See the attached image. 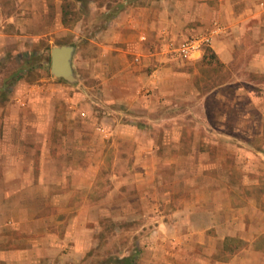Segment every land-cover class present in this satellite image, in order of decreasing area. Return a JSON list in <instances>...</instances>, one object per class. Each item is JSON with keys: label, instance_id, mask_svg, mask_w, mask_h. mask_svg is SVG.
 Instances as JSON below:
<instances>
[{"label": "rangeland", "instance_id": "374dc122", "mask_svg": "<svg viewBox=\"0 0 264 264\" xmlns=\"http://www.w3.org/2000/svg\"><path fill=\"white\" fill-rule=\"evenodd\" d=\"M120 2L0 0V187L5 172L16 169L4 167L3 160L22 154L26 160L38 159L49 146L55 160L69 159L66 167L39 164L22 171L31 169L35 176V184L25 182L27 187L36 186L44 174H66L67 182L57 184L58 196L68 189L83 196L56 200L58 205L82 206L83 215L57 209L52 216L54 208L46 206L50 216L40 220L54 232L68 225H77L83 234L88 230L91 245L83 264H120L130 254L136 256L134 264H152L161 226L178 222L170 215L177 206L170 198L195 169L190 160L199 141L219 147L210 153H218L222 164L234 157L227 150L236 145H264V7L231 34L230 28L218 35L229 42L226 51L212 44L203 57L187 61L168 50L167 63L183 72L184 79L164 87L160 80L166 77V60L121 72L107 68L112 57L104 55L100 39L113 29ZM63 7L72 18L70 25L59 19ZM124 20L128 29V18ZM68 43L77 48L73 63L80 80L75 84L51 72V49ZM82 50L86 59L79 57ZM39 128L46 131L40 134ZM210 153H201V162ZM257 156L264 164L263 155ZM81 172L89 177L78 183ZM39 186L44 193L45 185ZM113 189L117 191L111 193ZM8 212L13 213L9 205ZM10 214L6 217L12 219Z\"/></svg>", "mask_w": 264, "mask_h": 264}, {"label": "crops", "instance_id": "0c3cea01", "mask_svg": "<svg viewBox=\"0 0 264 264\" xmlns=\"http://www.w3.org/2000/svg\"><path fill=\"white\" fill-rule=\"evenodd\" d=\"M119 5L120 15L118 13L112 18L113 29L100 39L104 55L112 57L109 62L112 67L107 68L121 72L135 69L137 65L143 69L156 61L166 60L162 67L166 77H162L160 83L169 87L171 83L179 85L184 76L173 64L167 63L168 42L207 33L215 24L224 28L223 34L231 28V34L240 22L259 14L264 0H123ZM126 18L129 30L122 25L126 23ZM59 19L63 22L62 15ZM3 20L0 4V23ZM212 44L222 52L227 50L229 42L221 41L217 35ZM74 46L75 55L77 48ZM79 57L86 59L84 50ZM74 70L76 72L75 67ZM81 113L87 116L86 112ZM242 117L248 118L245 114ZM99 130L106 132L104 127H99ZM38 131L44 133L46 130L39 128ZM48 150L51 151V146L49 149L42 148L38 159L29 157L26 160L27 156L22 154L14 161L3 160L4 167L11 164L16 169L13 173L5 172L0 187V218L5 217L0 221V264H83L82 261L86 260L85 250L91 245L88 230L83 234L82 229L76 228L77 225L74 228L68 225L65 230H61L62 227L54 232L40 224L41 215L48 214L46 206L54 208L52 216L57 209L58 213L74 214L77 210L80 211L78 215L84 213L82 206L78 209L77 206L68 207L67 201H61L62 205L56 202L58 197L62 200L72 195L73 199L83 197L74 194L71 189L58 196L57 184L67 182L66 174L54 177L44 174L40 180L37 179L35 186L32 184H35V176L31 169L28 174L23 173L22 167L27 166L34 168L39 164L48 166L55 163L66 167L70 164L69 159L62 162L55 160ZM219 150V147H211L202 141L192 147L194 154L190 161L195 169L192 174L184 176L186 185L180 188L179 194L173 198L169 196L177 203L176 210H171L170 215L176 216L178 222L163 223L162 238L157 240L160 242L158 252L150 263L264 264V164L257 156L264 157V145L259 147L249 142L246 147L236 145V149L227 150L234 153V157L223 164L219 162L218 153H210ZM205 152L210 155L203 163L200 156ZM249 152L254 156L250 157ZM186 155L190 156V153ZM176 166L181 167L179 159ZM88 177L89 174L81 172L79 181L75 180L78 176L74 181L82 183ZM25 182H32V186L27 187ZM40 183L45 185L44 193H41ZM115 191L113 189L111 193ZM30 198L36 202L28 201ZM8 205L13 211L11 214ZM7 214L14 217L9 219ZM152 245H156V241Z\"/></svg>", "mask_w": 264, "mask_h": 264}, {"label": "built area", "instance_id": "2783aa9c", "mask_svg": "<svg viewBox=\"0 0 264 264\" xmlns=\"http://www.w3.org/2000/svg\"><path fill=\"white\" fill-rule=\"evenodd\" d=\"M223 32L224 28L219 24H215L207 33L188 37L180 41L172 40L168 42V50L184 60H193L200 57L206 48L212 45L214 36Z\"/></svg>", "mask_w": 264, "mask_h": 264}, {"label": "water", "instance_id": "95a60500", "mask_svg": "<svg viewBox=\"0 0 264 264\" xmlns=\"http://www.w3.org/2000/svg\"><path fill=\"white\" fill-rule=\"evenodd\" d=\"M74 44L56 45L51 49V72L70 83L78 81L73 67Z\"/></svg>", "mask_w": 264, "mask_h": 264}, {"label": "trees", "instance_id": "16d2710c", "mask_svg": "<svg viewBox=\"0 0 264 264\" xmlns=\"http://www.w3.org/2000/svg\"><path fill=\"white\" fill-rule=\"evenodd\" d=\"M62 21L65 25L71 24L72 23V18L70 17V14L67 10H65V7L62 8ZM136 256L135 254H130L128 256L123 257L122 259L119 260L120 264H134Z\"/></svg>", "mask_w": 264, "mask_h": 264}]
</instances>
